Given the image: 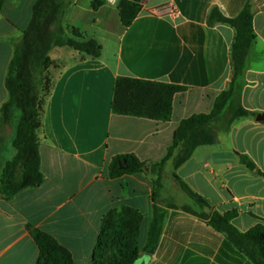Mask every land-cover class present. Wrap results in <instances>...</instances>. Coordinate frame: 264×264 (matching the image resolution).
Instances as JSON below:
<instances>
[{
    "label": "crops",
    "instance_id": "0c3cea01",
    "mask_svg": "<svg viewBox=\"0 0 264 264\" xmlns=\"http://www.w3.org/2000/svg\"><path fill=\"white\" fill-rule=\"evenodd\" d=\"M81 1L74 0L66 23L90 34L101 53L97 59H83L71 49L64 64L49 58L58 69L41 118L43 181L9 199L0 198V264H38L41 247L64 255L71 264H94L104 218L114 213L121 221L119 215L127 209L142 217L132 240L141 253L154 206L164 214L161 232L151 255H141L139 264H251L210 226L209 218L213 213L230 215V225L240 234L255 227L264 230V121H256V116L264 118V0H129L141 11L127 28L120 24L117 0H107L96 12L88 0L84 30L74 22ZM35 2L6 0L0 11V107L7 100L4 82L13 44L28 27ZM247 3L254 41L239 100L255 116L231 123L218 117L207 125L215 137L213 145L198 147L175 168L178 148L160 173L153 172L149 166L165 158L180 121L209 114L230 82L234 31L224 25L209 27V11L217 8L224 17L234 18ZM167 8L174 15H168ZM119 77L163 82L185 91L173 97L167 122L115 115L111 102ZM13 138V130L0 129V180L14 156ZM130 154L148 168L110 177L112 158ZM240 156L253 169L241 163ZM158 174L161 188L155 196ZM174 176L207 207L190 200ZM120 237L130 240L126 234Z\"/></svg>",
    "mask_w": 264,
    "mask_h": 264
},
{
    "label": "trees",
    "instance_id": "16d2710c",
    "mask_svg": "<svg viewBox=\"0 0 264 264\" xmlns=\"http://www.w3.org/2000/svg\"><path fill=\"white\" fill-rule=\"evenodd\" d=\"M6 0H0V11ZM107 0H91L90 8L98 11ZM74 0H36L28 27L13 44V53L8 65L4 86L7 100L0 107V129L14 131L12 147L13 158L2 170L0 180V198L9 199L17 193L38 187L43 176L39 167V133L43 108L49 97L55 76L53 71L57 64L48 57L53 48L67 47L78 53L81 58L97 59L101 46L93 38L66 23V15ZM116 10L122 27L127 28L141 11L135 1L117 0ZM252 12L245 4L234 18L224 17L217 8H212L207 16L209 27L224 25L234 31L230 47L231 79L227 89L214 101L209 114H195L180 121L173 135V143L168 148L165 158L158 164L149 166L153 172H161L174 151L179 148V155L174 162L178 168L202 146L215 143V137L207 130V125L229 112L230 122L238 118L254 117L253 113L244 110L239 100V89L246 69L248 51L254 41L252 29ZM68 31V32H67ZM185 88L163 82H149L133 78L119 77L115 81L111 111L115 115L167 122L171 118L172 99ZM240 161L248 169L253 165L246 157ZM148 166L134 155H120L112 158L108 172L110 177L142 173ZM181 191L200 208L207 207V202L194 193L186 184L175 177ZM161 188L160 178L154 183V195ZM154 200V199H153ZM147 241L141 253L132 244L136 236L141 215L127 209L121 221L109 213L102 222L101 237L97 244L94 264L101 261L106 253L114 252L112 264H139L141 255L150 256L161 232L163 212L153 208ZM120 222V224H119ZM210 226L218 233L225 235L227 241L242 253L251 264H264V230L255 227L240 234L230 225V215L213 213L209 218ZM123 234L129 239L121 238ZM41 258L38 264H71L64 255L41 247Z\"/></svg>",
    "mask_w": 264,
    "mask_h": 264
},
{
    "label": "rangeland",
    "instance_id": "374dc122",
    "mask_svg": "<svg viewBox=\"0 0 264 264\" xmlns=\"http://www.w3.org/2000/svg\"><path fill=\"white\" fill-rule=\"evenodd\" d=\"M89 10V7H88V0H82L81 3H80V8H79V12H78V16H76L74 18V22H75V26L77 27H82V29L84 30L85 28V21H84V17L83 15L86 14L84 13L85 11ZM78 17V18H77ZM69 18V13H67L66 15V19ZM68 32V31H67ZM88 34V33H87ZM89 36H87V38H89L91 35L88 34ZM73 51L67 47H57V48H53L49 54H48V57L51 59V60H54V61H57L61 64H64L67 60H69V55L72 53ZM58 66V64H57ZM56 72L53 71L52 72V75L55 76ZM221 116H225V119H227V121L229 120L230 121V118H231V115L229 112H225L223 113ZM218 119V118H217ZM220 120V119H219ZM226 120H223V124ZM226 121V122H227ZM179 153L176 155V157L174 158V162L176 160V158L178 157ZM114 252H111V253H106L103 258H102V262L103 264H112L113 263V257H114Z\"/></svg>",
    "mask_w": 264,
    "mask_h": 264
},
{
    "label": "built area",
    "instance_id": "2783aa9c",
    "mask_svg": "<svg viewBox=\"0 0 264 264\" xmlns=\"http://www.w3.org/2000/svg\"><path fill=\"white\" fill-rule=\"evenodd\" d=\"M168 15L172 16L174 15V12L172 10V8H167V12H166Z\"/></svg>",
    "mask_w": 264,
    "mask_h": 264
},
{
    "label": "water",
    "instance_id": "95a60500",
    "mask_svg": "<svg viewBox=\"0 0 264 264\" xmlns=\"http://www.w3.org/2000/svg\"><path fill=\"white\" fill-rule=\"evenodd\" d=\"M256 121H264V118L261 116H256Z\"/></svg>",
    "mask_w": 264,
    "mask_h": 264
}]
</instances>
